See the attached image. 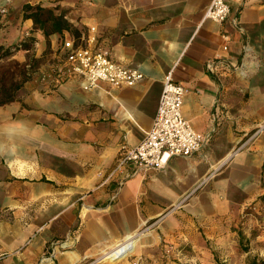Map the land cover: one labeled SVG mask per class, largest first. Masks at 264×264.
Listing matches in <instances>:
<instances>
[{"label":"crops","instance_id":"0c3cea01","mask_svg":"<svg viewBox=\"0 0 264 264\" xmlns=\"http://www.w3.org/2000/svg\"><path fill=\"white\" fill-rule=\"evenodd\" d=\"M209 2L0 0L1 46L27 31L35 55L48 48L52 60L71 39L143 74L129 87L90 90L27 79L0 104V264H79L101 253L113 261L130 251L138 264L264 261V0H229L220 24L202 17ZM24 4L66 25L45 36L22 18ZM216 56L236 69L208 73L204 62ZM168 71L189 90L181 113L203 145L161 169L110 175L118 148L151 127Z\"/></svg>","mask_w":264,"mask_h":264},{"label":"built area","instance_id":"2783aa9c","mask_svg":"<svg viewBox=\"0 0 264 264\" xmlns=\"http://www.w3.org/2000/svg\"><path fill=\"white\" fill-rule=\"evenodd\" d=\"M229 0H210L203 12V18L222 23L229 11ZM5 9L0 7V13ZM238 26L237 23L234 24ZM29 33L24 31L20 40ZM222 51H227V35L220 34ZM247 47L242 46L245 53ZM59 54L50 63L33 74L35 82L41 85L57 86L66 81H76L81 90H90L100 84L109 87H129L143 77L142 72L125 66L113 59L107 48H92L88 44L80 45L71 39H63L59 45ZM205 70L219 77L236 69L216 56L204 62ZM239 74L243 70L238 68ZM188 89L172 80L168 71L163 79L158 103L151 127L144 132L142 139L134 146L121 145L117 150V160L111 173L131 166L133 174L140 169H161L172 156H189L198 150L206 137L195 131L190 122L181 113L183 97ZM252 207H245L244 215H250ZM169 253V249L165 250ZM140 259L130 264H138Z\"/></svg>","mask_w":264,"mask_h":264},{"label":"trees","instance_id":"16d2710c","mask_svg":"<svg viewBox=\"0 0 264 264\" xmlns=\"http://www.w3.org/2000/svg\"><path fill=\"white\" fill-rule=\"evenodd\" d=\"M22 18H30L34 27L41 30V32L47 36L50 33L58 32L62 27L66 25L64 20L62 19L61 14L54 15L51 9L41 7L39 5H30L24 4L22 6ZM32 39L27 36L23 41L19 40L15 44L1 46L0 45V59L8 58L12 55V51H16L19 49H24L28 51L29 44L31 45ZM14 64H18L17 62H13ZM26 65V63H24ZM18 73L22 76L24 75V70H18ZM4 73L1 74L0 77V104L8 102L13 97V92L26 80L25 77H22L17 83L11 84L9 87H5L2 84L4 79ZM258 264H264V261H259Z\"/></svg>","mask_w":264,"mask_h":264},{"label":"rangeland","instance_id":"374dc122","mask_svg":"<svg viewBox=\"0 0 264 264\" xmlns=\"http://www.w3.org/2000/svg\"><path fill=\"white\" fill-rule=\"evenodd\" d=\"M14 51H12L13 53ZM51 50L48 48H45L44 50H40L37 55H35L34 52V46L31 43L29 44V49L24 53L23 60H17V58L14 57H8V58H3L0 59V77L1 74L4 73V77L2 84L5 87H9L13 83H17L22 77H25V79H33V74L35 71L38 69V67H42L43 63L45 60L50 63L52 60L50 58L51 56ZM17 62L18 64H14L13 62ZM26 63V65L24 64ZM47 63V64H48ZM23 69L24 70V75H20L18 73V70ZM111 250V249H110ZM109 251V250H107ZM106 251V252H107ZM131 251L128 252L124 257L118 259V260H107V259H102L101 256L103 253L100 255H97L92 258H86L85 260L81 261L79 264H129L131 263L130 261V255ZM246 264H256L253 258H247L246 259Z\"/></svg>","mask_w":264,"mask_h":264},{"label":"bare ground","instance_id":"6f19581e","mask_svg":"<svg viewBox=\"0 0 264 264\" xmlns=\"http://www.w3.org/2000/svg\"><path fill=\"white\" fill-rule=\"evenodd\" d=\"M135 239V238H134ZM130 242V241H129Z\"/></svg>","mask_w":264,"mask_h":264}]
</instances>
